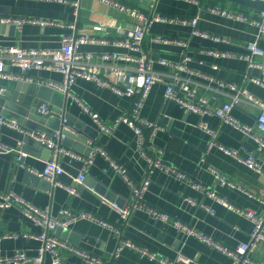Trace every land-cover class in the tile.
I'll return each instance as SVG.
<instances>
[{"label":"crops","instance_id":"obj_1","mask_svg":"<svg viewBox=\"0 0 264 264\" xmlns=\"http://www.w3.org/2000/svg\"><path fill=\"white\" fill-rule=\"evenodd\" d=\"M113 1L146 13L150 11L147 1ZM74 4H78V10ZM213 9H219L222 13L213 12ZM262 11L264 0H156L157 14L197 18V30L210 37L193 35L191 26L155 22L147 31L142 51H135L115 44V41H125L126 33L134 31L141 23L101 0H0V16L66 24L65 27L35 23H25L22 27L1 25L4 27L0 30L1 48L56 50L61 45L62 37L74 32L77 35L108 40V43L104 44H84L81 47L83 53H119L129 56L145 54L171 62H180L184 54H189L191 61L188 66L191 72H183L181 77L189 81L197 97L207 98L208 107L212 111L202 118L187 112L174 102L167 101V85L163 83L153 86L141 111L146 121L159 123L162 128L155 138L157 150L151 151V154L186 176L185 181H182L158 169L151 174L152 183L145 193L144 201L148 207L166 214L168 221L157 219L144 210L134 212L127 222L124 221L110 204H117L120 209L129 207L133 203L131 189L100 154L95 156L94 162L87 168L80 160L68 155L62 156L61 165L65 173L59 176L61 182L72 186L75 177L85 174V182L78 187L77 194H70L65 188L53 186L43 179L34 184L30 178H26L28 170L17 164V152L13 155L1 154L0 192H13L39 209H48L55 217L61 218V210L68 208L91 212L113 225L115 229H109L98 223L83 220L72 224L68 231L57 228L50 232L71 246L102 258L104 264H161L130 248H124L119 256L114 257L113 254L121 240H128L160 258L169 260H175L181 255L195 264H231L229 256L195 237L187 236L175 223L180 222L202 232L230 249L248 242L254 229V223L250 219L195 189L189 184L190 179L202 184L231 205L253 211L257 215L264 213V205L260 200L264 198V150H260L259 143L254 138L246 136L230 124L223 123L213 114L217 107L227 102L234 94V91L223 86L222 82L234 84L239 90L250 92L264 101V87L250 79L259 77L260 70L250 68L248 62L239 57L247 53L248 43L256 42L264 50V36H260V28L254 24ZM68 24L75 25V29L68 28ZM118 27L122 28L121 33H117ZM151 37L178 38L185 40L187 47L154 42ZM214 37L221 40H215ZM209 51L235 56L215 57L209 54ZM255 60L262 61V58L257 56ZM112 63L120 69H130L134 66L129 61H95L98 70L108 74V66ZM154 69L169 76L175 72L174 69L160 64H155ZM6 71L18 74L22 79L0 78V87L7 89L17 82L30 85V89L25 88L16 93L17 97H21L28 104H33L35 89L43 87L37 81L59 84L64 81L63 75L57 71L31 69L23 74L19 68L8 62ZM53 91L67 99V106L63 98L56 99L54 96L51 101H43L42 104L53 110H61L70 124L68 132L72 138L67 145L63 144V147L88 157L100 146L127 170L131 181L139 183L144 180L147 162L140 153L137 136L127 123L119 122L122 116L130 114L132 97L119 96L83 79L76 80L69 89L71 95L55 89ZM176 91L179 95L186 96L179 87H176ZM84 106L91 113L98 114L100 121L114 125L113 131L103 133ZM232 115L241 125L249 126L255 134H259L257 110L248 103L242 102L235 106ZM202 121L217 130V145L213 146L206 156L204 152L211 142V137L200 128ZM24 136L19 131L4 127L1 142L11 148H19L23 145ZM34 145H30L28 151L21 149L26 154L24 163L27 168L43 170L51 153L42 148L37 152L38 147ZM219 146L234 150L238 155H229ZM251 156L255 157L263 173L243 163L242 159ZM217 172L235 186L221 183L216 178ZM43 231L44 228L25 216L21 206L0 209V235L7 236L0 240V257L12 255L17 250L24 251L28 256H37L42 242L33 236ZM59 252L62 264H83L82 258L74 252L65 249ZM252 258L257 263L264 264V242L259 243L252 253ZM43 264H52L49 254L45 256Z\"/></svg>","mask_w":264,"mask_h":264},{"label":"built area","instance_id":"obj_2","mask_svg":"<svg viewBox=\"0 0 264 264\" xmlns=\"http://www.w3.org/2000/svg\"><path fill=\"white\" fill-rule=\"evenodd\" d=\"M60 2H66V0H56ZM114 8L126 13L130 17L138 20L141 24L134 30L126 33L125 41H115V44H121L135 51H142L143 42L149 28L155 22H164L171 24H181L191 26L193 28V35L210 37L208 34L197 30V18H180L162 16L155 12L156 0H141L148 2L149 12L146 13L138 8H131L120 4L113 0H101ZM78 10V4H74ZM213 12H221L219 9H213ZM222 13V12H221ZM225 14V12H223ZM241 19H245L243 16H239ZM25 23L41 24L42 26H59L65 27L66 24L45 21V20H33V19H19L14 17L0 16L1 25H15L22 27ZM254 24L260 28V36H264V11L260 13ZM68 28L75 29V25L68 24ZM123 30L121 27L117 28V33H121ZM215 40H221L219 37H214ZM151 40L158 43L176 44L182 47H187V42L178 38H165V37H151ZM94 43H108V40L96 38L88 35H77L74 32L65 34L61 39V45L56 50L49 49H21L18 47H0V78L9 80H20L22 76L6 71L7 62L19 68L23 74L31 69L36 70H50L61 73L64 77L63 83L37 81L41 86H48L55 90L67 93L69 95V89L75 84L76 80L83 79L91 82L96 87L101 89H107L119 96H129L133 98L132 109L128 116H122L119 119L129 125L137 136L138 146L141 155L147 162V174L144 180L139 183H134L130 180L127 170L123 168L121 164L111 158V156L100 146L96 147L88 157H83L79 154L72 152L71 150L63 147V141L65 135L63 131H68V127H65L61 131L55 132L53 135H48L41 131H29L22 128L16 120L8 119L0 115V155L1 154H14L18 153L16 161L17 164L23 168H26L29 172L35 176L50 182L53 186L65 188L70 194H77L79 186L85 182V174H80L73 180L72 186H67L59 180V176L65 173V169L61 165L62 156L68 155L76 160H80L84 163L85 168L89 167L95 159L97 154L103 156L111 165L112 169L121 176V178L129 185L133 203L124 209H120L117 204H110L111 208L117 211L124 221H128L134 212L144 210L151 216L168 221L169 217L166 214L158 212L148 207L144 201L145 193L152 183L151 174L155 170L163 171L167 174L175 176L178 180L185 181V174L179 172L176 168L166 164L156 155L151 154V151H156L155 138L159 131L162 130L159 123H151L146 121L141 114L145 102L147 101L153 86L157 83L166 84L165 96L167 101L174 102L187 112H191L200 115L202 118L208 114H211V110L208 107V100L205 97H197L189 84V81L181 77L183 72H191L188 63L191 61L189 54H184L183 59L180 62H171L163 58H157L152 55L142 54L141 56H129L126 54L112 53L105 55H96L93 53L81 52V47L84 44ZM247 53L240 55V59L248 62L250 68L260 70L259 77H251V81L264 87V50L258 46L255 42L246 44ZM209 54L219 57L235 56L230 53L209 51ZM261 57L262 61H256L255 57ZM98 59L104 61H129L134 64L130 69H120L115 63L108 66L109 74L102 73L98 70L95 61ZM155 64L170 67L175 72L169 76L164 72H158L154 69ZM34 81L33 79H28ZM223 86L229 87L234 91L227 102L217 107L214 110V115L217 116L223 123L230 124L243 132L246 136L254 138L259 143L260 150H264V101L256 97L250 92H243L239 90L234 84L221 83ZM176 87L183 90L186 96H181L177 93ZM197 98V99H196ZM245 102L257 110V130L259 134H255L253 128L241 125L232 115L233 108L240 103ZM85 110L90 113L92 118L97 122L100 130L103 133H111L114 125L107 124L100 121L99 115L91 113L90 110L85 107ZM40 112L43 114L49 113V106L43 105L40 108ZM200 128L207 132L211 137V142L204 152L206 156L213 146L217 145L216 134L217 130L211 127L206 121H202L199 124ZM4 127H8L15 131L23 133L25 136L33 138L35 141L41 143L47 148L51 149V157L46 162V166L43 170H34L27 168L24 163L26 154L22 152L21 146L19 148H11L1 142V132ZM148 131V133L146 132ZM263 134V135H261ZM219 148L229 155L237 156V152L229 150L223 146ZM203 156V161H205ZM243 163L254 170L263 173L259 163L255 157L251 156L247 159H242ZM264 175V173H263ZM216 178L223 184L235 186V184L229 181L225 176L220 173H216ZM195 189L206 193L212 198H215L228 208L244 215L254 223V229L250 235V240L246 243L240 244L235 249H230L222 244L214 241L211 237L199 232L187 225L176 222L175 226L185 233L187 236L195 237L198 240L205 242L207 245L218 249L231 259V264H259L252 258V253L255 251L259 243L264 242V213L257 215L250 210H243L239 207L227 203L225 200L220 199L217 195L210 190H207L202 184L190 179L188 180ZM264 205V198L260 199ZM107 202L106 200H104ZM14 205H19L23 208L25 216L37 225L44 228V231L33 236L42 242V246L39 249L37 256H28L24 251L17 250L12 255L0 257V264H43L44 258L47 254L51 256L52 264H62L61 254L59 250L65 249L74 252L82 258L83 264H104V260L100 257H96L93 254L79 250L71 246L67 241H63L55 237L50 232L55 231L57 228H61L65 231L69 230L71 225L83 220L98 223L106 228L115 229L113 225L105 222L95 216L91 212L75 211L68 208L61 210V218L53 216L48 209H39L32 204L26 202L23 198L13 192L1 193L0 192V209H8ZM7 238L6 235H0V240ZM124 248H130L141 252L151 260L158 261L161 264H195L192 260L183 256H178L175 260H169L166 258H160L156 254L150 253L145 249L136 246L134 243L128 240H121L113 254L114 257L119 256Z\"/></svg>","mask_w":264,"mask_h":264},{"label":"water","instance_id":"obj_3","mask_svg":"<svg viewBox=\"0 0 264 264\" xmlns=\"http://www.w3.org/2000/svg\"><path fill=\"white\" fill-rule=\"evenodd\" d=\"M3 28V26H0V30ZM13 29L14 28L12 27L11 30ZM25 88L30 89V85L27 86L22 82H17L13 87H9L7 89L0 87V114L2 116L8 119L16 120L20 126H24L29 131H41L47 133L48 135H53L55 132L61 131L70 125L68 120H66V116L62 114L61 110H53L50 107L48 114H43L40 112L43 101H51L53 96L56 99L63 98L67 106V99L62 96V94L54 92L53 89L45 86L38 87L34 92L33 104H28L23 101L21 97L16 96L17 91H23ZM63 132L65 135L63 144L67 145L72 136L68 131ZM33 144H35L34 146L38 147V149H36L37 152L40 148H42L43 150L46 149V151L51 153V149L35 141L29 136H24L21 149L23 151H28L30 150V145ZM26 178H30L34 184H38L41 180V178L35 176L29 171L26 174Z\"/></svg>","mask_w":264,"mask_h":264}]
</instances>
